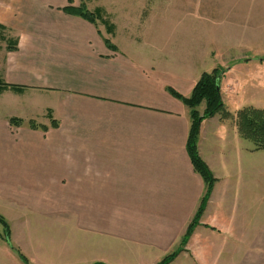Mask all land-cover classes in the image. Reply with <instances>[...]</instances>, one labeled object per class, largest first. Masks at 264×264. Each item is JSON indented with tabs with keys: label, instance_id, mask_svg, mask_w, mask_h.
Segmentation results:
<instances>
[{
	"label": "crops",
	"instance_id": "obj_1",
	"mask_svg": "<svg viewBox=\"0 0 264 264\" xmlns=\"http://www.w3.org/2000/svg\"><path fill=\"white\" fill-rule=\"evenodd\" d=\"M69 1L0 0V181L12 207L0 214L31 264H156L205 193L187 151L191 112L169 91L190 96L201 70L190 51L148 44L141 24L105 17L111 31L66 12ZM229 86L231 117L204 120L199 136L217 181L171 264H264V150L241 135ZM0 264H24L2 238Z\"/></svg>",
	"mask_w": 264,
	"mask_h": 264
},
{
	"label": "rangeland",
	"instance_id": "obj_2",
	"mask_svg": "<svg viewBox=\"0 0 264 264\" xmlns=\"http://www.w3.org/2000/svg\"><path fill=\"white\" fill-rule=\"evenodd\" d=\"M69 2V6H79L84 2L90 11L101 7L105 11L103 17L111 22L114 19L119 24V29L121 26L125 30L128 23L141 24L142 26L138 27L135 25L133 32L141 35L149 34L148 44L158 40V44L174 46L176 57L183 56L185 51H190L187 55L192 57L193 68L194 66L197 68V73L201 70L202 75L204 72H212L215 68L219 71L223 70L220 83L223 88L232 85L234 89L231 90L236 97V100L229 99L227 104L241 108L251 103L247 106L264 108V60L261 59L264 58V0H71ZM96 22L102 26L99 18H96ZM126 33L127 31L124 32L125 36ZM158 34L160 41L159 38L157 39ZM119 43L126 45L128 42L122 37L117 41L118 45ZM236 101L242 105L236 104ZM205 106L204 102L197 108L200 115L203 114ZM225 111L226 114L216 115H222L226 121L232 113L227 110L226 105ZM237 114H234L236 119ZM3 189V182L0 181L1 211L12 209L4 197ZM0 215L5 217L3 214ZM3 232L4 224L0 222L1 235ZM0 238L3 239V235Z\"/></svg>",
	"mask_w": 264,
	"mask_h": 264
},
{
	"label": "trees",
	"instance_id": "obj_3",
	"mask_svg": "<svg viewBox=\"0 0 264 264\" xmlns=\"http://www.w3.org/2000/svg\"><path fill=\"white\" fill-rule=\"evenodd\" d=\"M68 4L64 7V10L71 14H77L90 20L92 23H96V18H99L102 23H104L109 30H113L114 26L103 17L104 11L101 7H96L93 11H90L86 4L83 2L79 6H69ZM103 11V13H102ZM3 26L0 25V29ZM1 39H4L3 35H0ZM107 44H111L109 40H106ZM10 44V43H9ZM264 60V58H261ZM223 70L219 71L215 68L212 72H204L198 79L192 93L190 96L185 97L170 89V93L180 99L185 105H187L191 110V127L187 139V151L189 153L190 159L192 161L193 167L197 173L201 175L205 183V193L202 196L200 204L193 216V219L189 223L184 235L181 237L180 241L169 252L163 259H161L156 264H171L179 256V254L186 250V246L193 235L196 227L199 225L203 213L207 207V204L211 198V194L215 187L217 179L215 178L213 172L207 165V163L202 159L199 153V136L201 123L209 118L214 117L216 114L223 113L226 114L225 104L222 99L221 93V83L220 80L223 76ZM13 87V86H11ZM9 85L0 80V93L8 89ZM205 102V110L203 114L198 113L197 108ZM237 123L241 135L251 140L255 143L257 150H264V108L256 106H247L239 110L237 114ZM16 125L20 124L15 120H12ZM31 126H36L34 123ZM0 222L4 224L3 239L6 243L17 253L20 260L24 264H31L28 257L17 248L11 240V230L7 220L0 215ZM1 235V236H2ZM92 264H106L104 262H95Z\"/></svg>",
	"mask_w": 264,
	"mask_h": 264
}]
</instances>
